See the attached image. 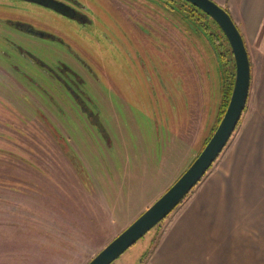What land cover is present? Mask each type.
<instances>
[{
	"label": "rangeland",
	"instance_id": "rangeland-1",
	"mask_svg": "<svg viewBox=\"0 0 264 264\" xmlns=\"http://www.w3.org/2000/svg\"><path fill=\"white\" fill-rule=\"evenodd\" d=\"M79 1L114 40L100 46L105 55L87 59L90 108L107 136L76 106L57 109L58 92L0 91V264H87L201 151L222 99L221 70L233 68L227 40L211 20L195 22L190 8L166 13L157 3L172 30L155 24L151 34L133 38L135 18L111 0ZM7 8L0 12L36 16L25 6ZM158 20L165 22L160 14ZM118 27L123 45L113 55ZM39 107L52 117L48 126L34 116ZM191 191L112 264H145Z\"/></svg>",
	"mask_w": 264,
	"mask_h": 264
},
{
	"label": "crops",
	"instance_id": "crops-1",
	"mask_svg": "<svg viewBox=\"0 0 264 264\" xmlns=\"http://www.w3.org/2000/svg\"><path fill=\"white\" fill-rule=\"evenodd\" d=\"M213 1L229 13L245 43L246 106L224 151L145 264H264V0Z\"/></svg>",
	"mask_w": 264,
	"mask_h": 264
},
{
	"label": "flooded vegetation",
	"instance_id": "flooded-vegetation-1",
	"mask_svg": "<svg viewBox=\"0 0 264 264\" xmlns=\"http://www.w3.org/2000/svg\"><path fill=\"white\" fill-rule=\"evenodd\" d=\"M54 1L66 5L69 8V14L63 15L53 9L25 0H0V11L1 8L12 9L25 6L36 15L32 20H23L15 13L16 9L0 12V91L58 92L62 100L54 101L57 109L63 103L76 106L80 116L98 125L106 137L107 134L98 122L97 115L90 108L93 101L88 96V89L92 70L87 64V59L92 53L105 55L106 51L100 46L107 42L112 43L114 40L110 38L99 16L97 20H102L100 22L102 25L94 24L92 17L95 14L88 5L79 0ZM111 1L115 3V10L121 9L131 19L135 18L130 22L135 31H133V38L136 36L134 34L139 32L151 34L155 24H159L165 32L172 30L166 15L156 9L157 3L166 13L175 10L179 12L181 9L185 11L190 8L193 10H190V14L197 16L195 22L200 23L198 21L203 19V14L197 8L187 6L184 0H143L147 4H140L139 0ZM43 13L49 16L48 20L50 19L44 23L38 18V16L42 17ZM159 14L165 22L158 20ZM181 18L183 22H186L188 15ZM213 24L220 34L219 27ZM117 29L118 32L113 35L117 42L113 55L119 54V49L121 50L123 45L124 33L119 27ZM91 36L95 41L92 50L86 46L91 42L89 40ZM214 36L216 37L217 34ZM226 71L229 70L222 69L221 75H224ZM34 116L46 123L45 125L48 124L47 118H52L45 115L42 107L37 108ZM55 135H53L54 139L61 142Z\"/></svg>",
	"mask_w": 264,
	"mask_h": 264
},
{
	"label": "water",
	"instance_id": "water-1",
	"mask_svg": "<svg viewBox=\"0 0 264 264\" xmlns=\"http://www.w3.org/2000/svg\"><path fill=\"white\" fill-rule=\"evenodd\" d=\"M68 15V7L54 0H25ZM214 22L227 40L235 66L231 95L215 131L174 184L137 219L103 247L87 264H112L161 222L203 178L234 133L245 109L250 86V61L243 37L229 13L212 0H184Z\"/></svg>",
	"mask_w": 264,
	"mask_h": 264
},
{
	"label": "trees",
	"instance_id": "trees-1",
	"mask_svg": "<svg viewBox=\"0 0 264 264\" xmlns=\"http://www.w3.org/2000/svg\"><path fill=\"white\" fill-rule=\"evenodd\" d=\"M187 4V6L191 7V5H189L188 3H185ZM191 10V9H190ZM193 11V10H191ZM207 18L205 15H203V18ZM214 23V22H212ZM221 34V33H220ZM222 35V34H221ZM224 37V36H223ZM225 38V37H224ZM230 51V50H229ZM232 64H233V69L232 71H226L224 73V75H221V85H220V91H221V103H220V106L218 108V112H217V115H216V120H215V124L214 126L211 128V132H210V135L209 137L204 141L203 145H202V148L204 147V145L207 143V141L209 140V138L211 137V135L213 134V132L215 131L217 125L219 124L224 112H225V109L227 107V104H228V101H229V98H230V95H231V91H232V87H233V81H234V72H235V66H234V62H233V59H232ZM201 148V149H202ZM186 198V197H185ZM184 198V199H185ZM183 199V200H184ZM182 200V201H183ZM181 201V202H182ZM180 202V203H181ZM179 203V204H180Z\"/></svg>",
	"mask_w": 264,
	"mask_h": 264
}]
</instances>
